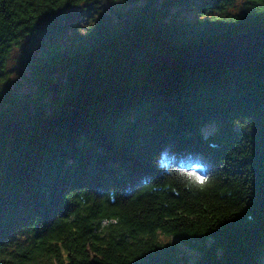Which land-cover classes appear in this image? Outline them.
I'll use <instances>...</instances> for the list:
<instances>
[{
    "label": "trees",
    "instance_id": "1",
    "mask_svg": "<svg viewBox=\"0 0 264 264\" xmlns=\"http://www.w3.org/2000/svg\"><path fill=\"white\" fill-rule=\"evenodd\" d=\"M93 1L0 0V264H264V50L151 61L264 26V0H120L77 32ZM24 41L32 95L2 86Z\"/></svg>",
    "mask_w": 264,
    "mask_h": 264
},
{
    "label": "water",
    "instance_id": "2",
    "mask_svg": "<svg viewBox=\"0 0 264 264\" xmlns=\"http://www.w3.org/2000/svg\"><path fill=\"white\" fill-rule=\"evenodd\" d=\"M264 50V26L233 34L223 41L201 45L183 53L179 59L157 55L151 61H168L187 69L205 66L236 68L255 61ZM60 90L57 82L49 84L51 100Z\"/></svg>",
    "mask_w": 264,
    "mask_h": 264
},
{
    "label": "rangeland",
    "instance_id": "3",
    "mask_svg": "<svg viewBox=\"0 0 264 264\" xmlns=\"http://www.w3.org/2000/svg\"><path fill=\"white\" fill-rule=\"evenodd\" d=\"M243 3L244 0H236L233 7L230 8V11H237ZM124 6L125 4L120 0H94L86 5H82V7L79 8L81 20L76 31L83 33L89 26L94 25L100 20V18L105 16H110L115 19L117 11ZM183 13L189 18H194L196 15L195 12L189 10V8H186ZM27 46L28 42L26 43V41H24L22 45L17 48H13L5 61L4 70L2 71L4 77H6L2 86L8 87L11 91L17 93L18 95H32L34 94L36 86L30 79L28 64L24 63L23 59L22 49ZM37 50V46H35L33 51L36 53ZM51 95V92L48 91L45 96L46 99L44 98L46 103L49 101ZM212 130V125H204L202 127V131L204 133H209ZM162 238L167 241L170 240L169 237L162 236ZM181 251H183L185 257H188L189 261H192L196 255L189 249H182Z\"/></svg>",
    "mask_w": 264,
    "mask_h": 264
}]
</instances>
